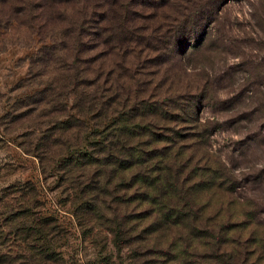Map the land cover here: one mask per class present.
<instances>
[{"label":"rangeland","instance_id":"rangeland-1","mask_svg":"<svg viewBox=\"0 0 264 264\" xmlns=\"http://www.w3.org/2000/svg\"><path fill=\"white\" fill-rule=\"evenodd\" d=\"M26 2L0 1V264H264V0Z\"/></svg>","mask_w":264,"mask_h":264},{"label":"trees","instance_id":"trees-1","mask_svg":"<svg viewBox=\"0 0 264 264\" xmlns=\"http://www.w3.org/2000/svg\"><path fill=\"white\" fill-rule=\"evenodd\" d=\"M0 1H5V0H0ZM52 1H56V2H53L52 3V4H55L56 5L59 2L68 1V0H52ZM71 1H74V0H71ZM77 1H79V0H77ZM24 4H27L28 7L27 8L22 7L24 9L23 10V16L30 15V13L32 12V10H34L35 8H38V7L41 8L42 6H44L46 8V5L44 4V0H27V2L24 3ZM83 8H85V7L82 6L81 9H83ZM60 13L65 14L62 11H60ZM84 13H86V12L81 11V14L84 15V16H86L87 13L86 14H84ZM82 19H83L82 21H80L78 23L72 24V27L74 28L73 30H74L75 33H80L82 30H85L87 32L89 31V17L86 16V18H82ZM175 39L178 41V44H179V42L181 40V36L180 37L179 36H176ZM181 44L182 43L180 42V45ZM189 116H190L191 119L193 118V115H189ZM129 154H130L131 157L133 156L131 153H129ZM167 216L168 217L171 216V213H168Z\"/></svg>","mask_w":264,"mask_h":264}]
</instances>
